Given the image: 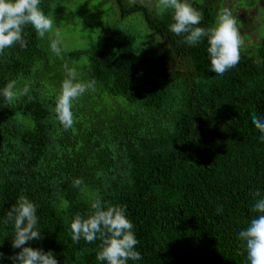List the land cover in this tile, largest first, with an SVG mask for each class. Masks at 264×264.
I'll return each instance as SVG.
<instances>
[{
    "label": "trees",
    "instance_id": "trees-1",
    "mask_svg": "<svg viewBox=\"0 0 264 264\" xmlns=\"http://www.w3.org/2000/svg\"><path fill=\"white\" fill-rule=\"evenodd\" d=\"M66 1L39 6L53 17ZM189 3L202 13L198 26L214 24L213 1ZM171 22V10L158 16L111 0L99 35L82 47L61 44L63 59L31 25L27 48L0 54V90L29 87L12 105L0 95V264L20 251L4 220L21 195L36 205L41 235L25 246L51 250L58 264H106L96 259L98 240L74 243L70 234L97 195L133 223L141 259L128 264H250L238 233L264 198V141L252 123L264 119V36L254 55L217 75L207 39L188 45ZM65 62L95 81L74 102L68 130L54 114Z\"/></svg>",
    "mask_w": 264,
    "mask_h": 264
},
{
    "label": "clouds",
    "instance_id": "clouds-1",
    "mask_svg": "<svg viewBox=\"0 0 264 264\" xmlns=\"http://www.w3.org/2000/svg\"><path fill=\"white\" fill-rule=\"evenodd\" d=\"M137 0H130L136 3ZM145 6L153 8L158 16L171 10L172 22L169 31L176 36H183L184 43L195 45L202 38L207 39V52L210 58L211 70L217 75H223L234 68L241 59V47L244 43L237 27V19L227 8H221L215 23L208 28L198 26L202 20V13L195 9L189 0H139ZM40 0H0V54L14 45L27 48L24 38L25 26L31 25L37 36L48 38L50 50L57 57H62V40L59 29L54 31V17L46 15L40 8ZM52 34V35H49ZM156 41L163 38L155 37ZM65 79L58 91L54 92L55 118L64 130L71 129L76 123L72 111L74 102L86 92L95 90V81H82L75 67L67 62L63 65ZM29 92L26 85L17 89L12 81L0 90L4 101L12 105L20 97ZM252 123L262 133L260 139L264 141V119L253 115ZM77 184L80 182L77 181ZM253 197H261L259 190L252 193ZM220 211V209H218ZM251 211L258 215L250 220L249 225L239 231V239L245 243L247 259L250 264H264V198L256 199ZM13 225L14 235L12 247L20 251L10 257L13 264H58L52 251L47 252L25 246L28 241L41 239L37 229V207L26 196H19L16 204L7 212L5 224ZM70 234L74 243L81 239L87 243L99 241L96 259L106 264H128L129 260L141 259L139 251L135 250L139 243L133 232V223L125 214V207L103 206L100 196L90 199L89 210L84 214H76L70 222ZM3 253H0V257Z\"/></svg>",
    "mask_w": 264,
    "mask_h": 264
},
{
    "label": "rangeland",
    "instance_id": "rangeland-1",
    "mask_svg": "<svg viewBox=\"0 0 264 264\" xmlns=\"http://www.w3.org/2000/svg\"><path fill=\"white\" fill-rule=\"evenodd\" d=\"M210 1L218 11L227 7L237 19L244 41L241 56L254 55L264 36V0ZM110 11L111 0H67L53 15L54 31L59 29L64 47H82L99 35Z\"/></svg>",
    "mask_w": 264,
    "mask_h": 264
}]
</instances>
